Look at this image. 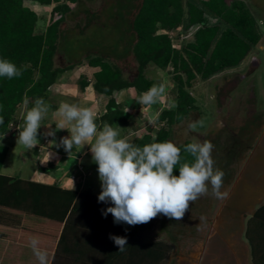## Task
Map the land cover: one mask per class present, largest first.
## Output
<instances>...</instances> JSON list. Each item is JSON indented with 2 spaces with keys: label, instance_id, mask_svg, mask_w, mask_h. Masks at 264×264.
Returning a JSON list of instances; mask_svg holds the SVG:
<instances>
[{
  "label": "trees",
  "instance_id": "1",
  "mask_svg": "<svg viewBox=\"0 0 264 264\" xmlns=\"http://www.w3.org/2000/svg\"><path fill=\"white\" fill-rule=\"evenodd\" d=\"M27 1L52 6L43 33H36L38 16L25 5ZM79 1L0 0V59L11 61L22 71L21 76L12 79L0 77V117L4 120L0 139L11 130L18 110L24 105L33 107L37 98L46 101L50 88L61 76L84 62L87 67L98 69L93 74V91L108 98L104 113L95 118L98 129L108 123L114 128L137 131V122L128 118L117 103V94L132 89L139 96L152 85L161 84L147 76L150 66L171 70L173 106L160 110L155 119L160 127L154 133L148 131L130 142L143 147L171 141L173 126L196 109L193 84L239 67L261 39L259 24L242 0H136L126 28L131 48L127 59L131 58L135 66L131 79L124 76L120 66L98 54H87L83 60L58 67L55 57L61 46L62 24ZM180 28L184 38L176 48L171 34ZM78 84L84 89L90 83L81 78ZM191 142L178 146L182 161L194 159L184 150ZM8 152L7 146L0 145V257L11 262L0 264H39L30 247L33 237L47 252L48 264L167 262L172 245L164 240L146 241L162 214L142 225L116 224L110 213L107 217L102 215V210L112 205L98 202L93 192L58 182L45 184L3 175ZM173 174L179 175L178 166ZM110 234L127 237L124 251H119L109 239ZM244 237L250 246L252 264H264V204L248 218ZM86 244L93 245L92 260L84 258ZM137 251L140 259L132 256L125 262L124 255H136Z\"/></svg>",
  "mask_w": 264,
  "mask_h": 264
},
{
  "label": "rangeland",
  "instance_id": "2",
  "mask_svg": "<svg viewBox=\"0 0 264 264\" xmlns=\"http://www.w3.org/2000/svg\"><path fill=\"white\" fill-rule=\"evenodd\" d=\"M242 1L259 24L260 42L239 67L193 84L191 92L196 99V109L173 126L171 136L177 146L187 140L213 143L214 167L224 172L220 191L228 195L223 199L215 197L209 185L208 194L191 202L180 221L162 214L146 240H164L172 245L165 264H252L244 233L248 218L264 202V0ZM136 4V0H80L62 24L56 64L63 65L67 57L72 62L83 60L88 51L103 48L98 50L100 55L120 66L125 77L131 79L135 70L133 60L119 61V49L116 52L113 47L118 45L117 38L125 35L115 28H127ZM26 6L34 12L43 7L34 1H27ZM45 20L38 19L36 33L45 29ZM92 32L95 33L91 35ZM87 34L90 36H85ZM172 34L173 44L180 47L182 29ZM124 39L122 45L126 44L130 53L128 34ZM64 48L67 56L63 54ZM146 74L164 85L161 103L164 108L172 107L175 87L171 70L150 66ZM153 114L150 113L140 135L148 131L154 133L160 127L155 124ZM201 120L202 127L189 129L190 123ZM18 135L19 132L13 137L8 133L0 139V145L9 149L1 170L3 175L45 184L60 180L66 187L80 191L91 189L99 196L98 165L93 162L91 151L81 156L79 150L80 160L74 156L60 161L54 159L51 163L57 167L52 170V165L37 158L32 149L17 144ZM78 163L85 166L84 175L78 171ZM71 175L76 176L75 181L71 180Z\"/></svg>",
  "mask_w": 264,
  "mask_h": 264
},
{
  "label": "clouds",
  "instance_id": "3",
  "mask_svg": "<svg viewBox=\"0 0 264 264\" xmlns=\"http://www.w3.org/2000/svg\"><path fill=\"white\" fill-rule=\"evenodd\" d=\"M21 75L22 71L14 63L0 59V77L12 79ZM164 92L163 84H154L139 95L137 102L155 104ZM50 108L43 98L35 100L34 106L26 112L23 124L18 126L17 144L32 149L39 143L38 129ZM53 115L59 118L56 130L67 129L70 135L62 137L59 144L55 139L50 144L62 146L66 152H71L74 146L81 149L90 145L101 182L98 202L112 205L103 209L102 215L107 217L110 213L116 224L142 225L159 214L180 221L191 202L208 194L209 185L215 197L223 199L228 195L220 191L224 172L214 167V145L209 140L185 146L184 150L194 158L188 162L182 161L181 149L172 141L152 142L141 147L126 138H119L120 133L108 123L98 130L91 108L61 102ZM3 123L0 117V124ZM198 126H203L202 120L188 125L191 130ZM46 135L55 137V131L49 130ZM177 166L178 176L173 174ZM109 239L119 251H124L128 245L127 237L110 234ZM39 245L38 238H31L30 247L37 261L48 264V254Z\"/></svg>",
  "mask_w": 264,
  "mask_h": 264
},
{
  "label": "crops",
  "instance_id": "4",
  "mask_svg": "<svg viewBox=\"0 0 264 264\" xmlns=\"http://www.w3.org/2000/svg\"><path fill=\"white\" fill-rule=\"evenodd\" d=\"M26 5V2H25ZM42 9L38 8L37 12H35L38 16V19L43 18L46 19V27L49 24L50 21V14H51V8L52 6H44L42 5ZM73 9V7H72ZM45 29L41 32L43 33ZM124 28V29H123ZM115 28L116 32L119 31L122 34L125 35H121L119 38H117V42L118 45L116 47H113V50L117 52L118 50V54H119V61H123L126 62L127 61V46L122 45V42L125 41V37H126V28ZM181 29V28H180ZM180 29L177 30L180 31ZM95 32H92V34H94ZM173 36V34H171ZM85 36H90V34H87ZM84 37V36H83ZM76 38H81V37H76ZM103 47V45H102ZM121 48V49H120ZM103 48H94V50H90L88 51L87 49L83 50H87L89 54H91V51H94L95 54L100 55L98 50H102ZM98 51V52H96ZM63 54L65 56H67V52L66 49L64 48L63 50ZM83 54V53H82ZM87 55V54H86ZM86 55H82L83 57H85ZM103 55V54H101ZM57 57V55H56ZM56 57H55V64H56ZM66 62V63H65ZM64 64L63 65H57L58 67H65L68 65H71L72 62L71 58L69 59V57L66 58ZM98 69L97 68H89L86 66V64L83 62L82 64H79L77 66H74V68H72L69 71H66L61 78L58 80L57 83H55L49 90V94H48V98L45 101L47 104H49L51 106L50 111L48 113V115L45 117V119H43L41 121L42 125L41 127L38 129V131L41 133V136L38 137L39 143L32 148V153L37 157V158H42L44 161H47L49 165H52L50 167H52L51 169H55L57 167V165L52 164L51 162H53L54 159L57 160H63V159H69L70 156L71 157H77L78 160H80V157L78 155V153L80 152L79 150L82 151V155H86L88 152H90V145H84L81 149L77 148V147H73L71 152H66L64 150V148L61 147H55L54 145L50 144V142L55 139L56 144H59L60 139L62 137H67L69 136V132L67 129L64 130H56V123L58 122L59 118L54 116L53 113L58 109L59 105L61 102H67L69 104H76L80 107H88L91 108L93 110V112L95 113V118L99 117L100 115H102L105 111V105L107 103L108 98L104 95H99L96 94L93 91L92 88V83H93V74L95 72H97ZM125 76V75H124ZM81 78H85L90 84L89 86L85 87L84 89H81L79 86V80ZM138 95L137 93L132 90V89H125L120 91L117 94L116 100L117 103H119L125 113L127 114L128 118L130 119H134L137 122V126H138V130L137 131H133V130H122L120 127H116L117 131L120 133V137L119 138H126L129 142L134 138V137H140L142 135H140V133H142L144 126L146 125L145 123L148 122V117L150 115L151 112H153L154 116L153 119H156L158 113L160 112L161 109L164 108L163 104L161 103V98H159V100L157 101V103L152 104V105H141L139 104L138 101ZM30 108H28L26 105H24L20 110L17 111L16 113V117L15 120L13 121V125L14 127L11 128V130H9V132H7L6 134H10L12 137L17 135L19 132V125H22L24 122V116L26 115V112L29 110ZM128 110V111H127ZM127 111V112H126ZM152 123V122H150ZM149 123V124H150ZM48 126H51V129H49ZM49 130H54L55 131V137L52 136H48L46 135V133ZM99 130V129H98ZM40 139H43V141L41 142ZM45 139L48 140L47 143H45ZM80 164V163H78ZM84 166V165H83ZM84 169L86 171V168L84 166ZM41 170H43V168H41ZM7 176V175H6ZM12 177V176H9ZM21 178V177H18ZM24 179V178H21ZM27 180V179H24ZM62 185V181H56ZM65 186V185H63ZM69 188V187H68ZM80 191V189H79ZM264 204V202H263ZM262 205V204H261ZM147 242L151 241L149 239L146 240ZM93 245H85V252H84V258L86 260H88V258H90L92 260V254H93ZM140 251H137L136 255L135 253H127L126 255H124V260L125 262L132 258V256H136L137 259L141 258V255L139 253ZM249 253H250V246H249ZM70 257V256H69ZM101 259H105L104 255L102 254ZM250 259H251V255H250ZM0 262H11V261H7V259L5 258H1L0 257Z\"/></svg>",
  "mask_w": 264,
  "mask_h": 264
},
{
  "label": "built area",
  "instance_id": "5",
  "mask_svg": "<svg viewBox=\"0 0 264 264\" xmlns=\"http://www.w3.org/2000/svg\"><path fill=\"white\" fill-rule=\"evenodd\" d=\"M185 37H188V35H186ZM183 38H184V36H183V34H182V35H181V41L183 40ZM174 47H175V45H174ZM13 127H14V125H13V123H12V124H11V128H13ZM47 142H48V140L45 139V143H47ZM77 169H78V171H79L82 175H84V173H85V169H84V166H83L82 164H78V165H77ZM70 178H71V180H73V181L76 180V176H75V175H71Z\"/></svg>",
  "mask_w": 264,
  "mask_h": 264
},
{
  "label": "water",
  "instance_id": "6",
  "mask_svg": "<svg viewBox=\"0 0 264 264\" xmlns=\"http://www.w3.org/2000/svg\"><path fill=\"white\" fill-rule=\"evenodd\" d=\"M91 192H92V190H91V189H89V190H88V193H91Z\"/></svg>",
  "mask_w": 264,
  "mask_h": 264
}]
</instances>
